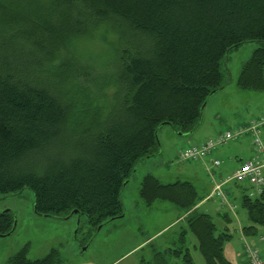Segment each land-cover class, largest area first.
<instances>
[{"label": "trees", "instance_id": "obj_1", "mask_svg": "<svg viewBox=\"0 0 264 264\" xmlns=\"http://www.w3.org/2000/svg\"><path fill=\"white\" fill-rule=\"evenodd\" d=\"M101 31L111 44L107 66L119 78L110 69L86 73L76 59L77 44ZM253 41L262 46L242 65L237 85L261 92L264 0H0V195L32 190L38 213L64 217L77 209L89 230L124 214V183L159 153L157 134L169 126L162 123L197 130L210 93L229 84L228 54ZM139 192L146 207L167 201L189 212L188 230L207 264H233L224 254L232 234H217L214 217L197 210L192 182L147 174ZM224 193L214 195L234 208ZM250 194L242 195L245 237L264 227V190ZM13 223L12 212L0 214V233ZM245 246L257 245L244 240L247 263ZM28 253L29 244L9 264H62L57 248L35 260ZM167 255L195 264L182 246L156 251L148 264H171Z\"/></svg>", "mask_w": 264, "mask_h": 264}, {"label": "rangeland", "instance_id": "obj_2", "mask_svg": "<svg viewBox=\"0 0 264 264\" xmlns=\"http://www.w3.org/2000/svg\"><path fill=\"white\" fill-rule=\"evenodd\" d=\"M104 32L101 31L95 37L90 36L81 40L74 48L76 59L86 66L85 72L95 74L96 77L107 69H110L111 73L118 71L113 66H107L113 57L109 54L111 44L106 37L108 35ZM107 33L110 36L113 35L110 31ZM261 46V42L253 41L230 51L227 56L228 68L231 72L230 82L210 99L204 111L203 125L195 132L178 135L172 126H164L160 129L161 152L141 162L137 166L136 173L124 188L122 197L127 205V214L123 218L111 220L103 226L89 230L84 224L86 217L81 216L83 224L78 231L76 215L67 218L38 214L35 211V195L32 190L25 189L19 194H1L0 212L11 211L15 217L16 228L11 235L0 236V264H9V258L27 244H29L30 259L42 258L52 249L57 248L61 254L62 264H148L153 261L156 251L164 252L169 248L177 249L181 246L190 251L195 264H207L198 247L197 237L188 230L186 221H179L169 229L162 230L163 226L171 220V213L166 210V205L171 204L160 201L157 202L158 205L156 203L145 207L140 203V180L147 174H154L161 177L164 183L178 180L189 181L196 186L200 198L203 199L204 194L209 192L213 185V175L216 180L220 177L216 169L231 165L234 168L237 166L239 159L232 156V153H236L237 149L247 152L255 151L253 134L247 132L237 139L217 146L215 148L217 150L214 149L221 160L219 167L212 164L211 157L199 161H182L178 155L179 148L212 136L216 121L220 126H224L225 131L245 127L252 120L264 115V91L243 90L237 85L242 65L252 56L253 51ZM65 55L63 54L62 57ZM120 73L121 71H118L117 78L120 77ZM43 76L47 75L43 74ZM80 79L88 82L84 76ZM115 89V87H110L106 92L111 95ZM223 94H226L227 99L230 97V102H223L222 106L217 99ZM209 120L211 122L207 126ZM261 135L264 139V126ZM63 144H67V141L65 140ZM233 205L236 207H228V210L223 211L232 217L233 224H240L234 212L238 214L240 220H243L242 217L248 219V214L242 207L241 195L234 200ZM203 211L199 209V212ZM213 217L220 228L225 225L224 219L214 214ZM247 219H245L246 222ZM262 228L250 237L233 232L232 238L224 244L225 257L233 264H243L242 252L246 239L249 243L259 247L264 258V242L259 240L262 235L264 236ZM221 232L222 230H219L217 234ZM182 233H184L183 243ZM167 259L171 264H186L182 256L167 255Z\"/></svg>", "mask_w": 264, "mask_h": 264}, {"label": "built area", "instance_id": "obj_3", "mask_svg": "<svg viewBox=\"0 0 264 264\" xmlns=\"http://www.w3.org/2000/svg\"><path fill=\"white\" fill-rule=\"evenodd\" d=\"M263 123L264 117L254 119L247 127L227 130L199 144L190 143L180 150V159L198 161L205 158L218 145L237 139L247 132H252L255 147L254 155L251 159L245 161L228 180H236L251 185L253 191L250 195H253L255 192H262L264 190V139L261 135ZM213 164L218 167L221 161L215 159ZM214 192L223 196L221 183L216 184ZM245 254L249 264H264V259L257 248L247 246Z\"/></svg>", "mask_w": 264, "mask_h": 264}, {"label": "crops", "instance_id": "obj_4", "mask_svg": "<svg viewBox=\"0 0 264 264\" xmlns=\"http://www.w3.org/2000/svg\"><path fill=\"white\" fill-rule=\"evenodd\" d=\"M230 98V97H229ZM229 98L227 99L226 98V94H223L219 97V99H217V101L222 105L223 102H227L229 101ZM210 101V100H209ZM230 102V101H229ZM209 104V102H208ZM207 104V106H208ZM226 105V104H225ZM223 106V105H222ZM207 108V107H206ZM219 115V114H218ZM217 118V117H216ZM210 120L208 122V125H210ZM203 125V122L200 126ZM224 126H220L217 121H216V126L214 127V130L212 132V136H207L205 139H201L199 140V143H201L202 141L210 138V137H214V136H217L219 134H221L223 131H224ZM229 130V129H228ZM194 141V140H193ZM194 143H196L194 141ZM183 148V147H182ZM182 148H179L178 150V155H179V152ZM217 150V149H215ZM215 150H213L207 157H211V161H213L214 159H219V157L216 155L215 153ZM238 151L235 153H232V156H235L238 160L237 162V166L234 168L232 165L230 167H220V169H216V171L219 173L220 177L217 178V180L219 181H222L224 179H226L225 176L227 177H230L238 168L239 166L245 162L246 160H249L253 157L254 155V152L253 151H245V150H241V149H237ZM206 157V158H207ZM245 157V158H244ZM221 161V160H220ZM206 163V162H205ZM213 164V162H212ZM233 171V172H232ZM232 172V174H230ZM216 175V173H215ZM146 176V175H145ZM160 180H161V177L157 176ZM144 178V177H143ZM143 180V179H142ZM142 180L141 183H142ZM215 179V176L213 175V178H212V183L214 181H217ZM162 181V180H161ZM174 183V182H172ZM213 186L214 184L212 185L211 189L209 192H206L204 195V198L202 199L201 198V201L198 203L197 205V210L199 211V209H202L204 210L203 212L205 213H209L210 215L213 216L216 215V217L220 218V219H224V223L225 225L223 227H219L218 224V229L219 230H224L226 228H228V231L232 234V236L234 235L233 232H236L237 234H241L243 235V227L244 226H248L250 225L248 219L245 217V219H247V222L246 220L243 218V220L238 217V214H236L234 212V215L236 217V219L238 218L239 219V222L240 224H237V223H234L233 224V219L230 215H227L226 212H223L225 210H228V205L226 203H223L222 199L220 197H217L215 195H212V191H213ZM223 189L226 191L227 195H228V199L230 201V203L233 205L234 204V200L237 199L240 195H244V193H248L250 190H251V187L247 184H241V183H238L236 182L235 180H232V181H228L226 182L224 185H223ZM124 201V200H123ZM160 202V201H159ZM165 203H169L171 205H166V210L168 212L171 213V220H169L164 226H163V229H169L170 226L178 223L179 221H186V216L189 214V212H185L183 211L181 208H179L178 206L174 205L173 203H170V202H167V201H164ZM141 204H143L142 201H140ZM144 205V204H143ZM158 205V203H157ZM125 206L127 207V205L125 204ZM145 206V205H144ZM146 207V206H145ZM236 207V206H235ZM223 214H226L225 216H223ZM242 216V215H241ZM187 222V221H186ZM228 223V224H227ZM161 230V231H162ZM261 230H264V228H262ZM243 264H247L246 261H244Z\"/></svg>", "mask_w": 264, "mask_h": 264}, {"label": "water", "instance_id": "obj_5", "mask_svg": "<svg viewBox=\"0 0 264 264\" xmlns=\"http://www.w3.org/2000/svg\"><path fill=\"white\" fill-rule=\"evenodd\" d=\"M225 66H228V63H227V61L225 62ZM229 69V68H228ZM228 80H227V84L230 82V78H231V72H230V70L228 71ZM226 84V85H227ZM225 85V86H226ZM223 88H225L224 86H223ZM222 88V89H223ZM219 91V89H215V90H213L211 93H210V96H209V98H208V100L203 104V106L201 107V117H200V120H199V127H200V125L202 124V122H203V116H204V111H205V108H206V106H207V104H208V102H209V100L217 93ZM164 125H169V126H171V124L169 123V122H164V123H162V126L161 127H163ZM161 127H159V129L161 128ZM196 130H192L191 132H189V133H184V132H181V131H177L178 132V135H188V134H192L193 132H195ZM157 139H158V142H159V144H160V149H159V152H161V143H160V140H159V133L157 134ZM148 158H150V157H148ZM148 158H146V159H148ZM136 169H137V167H136ZM136 169H135V171H134V173L133 174H135L136 173ZM132 178V177H131ZM131 178L129 179V180H127L125 183H124V188H126V185H127V183L131 180ZM124 188H123V191H124ZM122 195H123V192H122ZM36 200V199H35ZM122 200H123V197H122ZM123 206H124V214H122V215H119V216H117V217H112L111 219H110V221L111 220H114V219H117V218H123L126 214H127V212H126V206H125V203H124V201H123ZM35 211L38 213V211H37V209H36V203H35ZM9 212H11V211H8V210H5V211H1L0 212V214H6V213H9ZM38 214H40V213H38ZM40 215H44V216H50V215H47V214H40ZM73 215H77V218H78V226H80V223H81V216H82V214H81V212L79 211V210H77V209H75V210H73L69 215H67V216H64V217H67V218H69V217H71V216H73ZM104 224H101V225H99V226H103ZM98 226V227H99ZM97 227V228H98ZM15 228H16V221H15V217H14V223H13V226H12V229L9 231V232H7V233H0V236H9V235H11L14 231H15ZM78 229H79V227H78Z\"/></svg>", "mask_w": 264, "mask_h": 264}]
</instances>
